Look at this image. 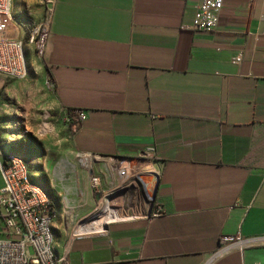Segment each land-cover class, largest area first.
<instances>
[{"label":"crops","instance_id":"1","mask_svg":"<svg viewBox=\"0 0 264 264\" xmlns=\"http://www.w3.org/2000/svg\"><path fill=\"white\" fill-rule=\"evenodd\" d=\"M199 2H55L42 58L72 149L46 170L71 264H204L223 234L264 235V0H224L211 32L192 29ZM12 5L27 29L44 25V0ZM99 158L151 159L152 210L132 212L128 194L123 217L86 230L100 204L90 176L106 186L117 170ZM214 264H264V245Z\"/></svg>","mask_w":264,"mask_h":264},{"label":"built area","instance_id":"2","mask_svg":"<svg viewBox=\"0 0 264 264\" xmlns=\"http://www.w3.org/2000/svg\"><path fill=\"white\" fill-rule=\"evenodd\" d=\"M56 0H44L46 13L44 25L27 29L26 25L18 24L9 15V0H0V75L10 79H22L19 50V36L29 33L31 43L36 53L42 57L45 53L50 35L51 14ZM224 0H200L192 29L196 31H213L219 23L220 12ZM28 45V46H29ZM241 56L233 61L239 63ZM79 120L86 118V111L75 110ZM135 166L124 160L119 173L133 175L136 173L139 181L144 184L145 166H150L153 174L159 170L148 158L136 159ZM24 161L9 159L0 153V174L3 185L0 187V210L2 219V237L0 238V264H71L67 261V252H59L57 243H52L48 234V221L57 212H51L47 201H42L35 190L23 181ZM130 175V176H131ZM124 179L128 177L123 176ZM92 190L100 197L105 193L99 175H91ZM101 198V197H100ZM99 208V207H98ZM97 208V209H98ZM162 213L161 209L153 215ZM264 245V235L243 236L223 234L219 247L209 256L204 264H214L233 252H243L245 249Z\"/></svg>","mask_w":264,"mask_h":264},{"label":"rangeland","instance_id":"3","mask_svg":"<svg viewBox=\"0 0 264 264\" xmlns=\"http://www.w3.org/2000/svg\"><path fill=\"white\" fill-rule=\"evenodd\" d=\"M14 1L16 4H20L21 0ZM12 3L13 0L9 3V14L12 12L14 17L17 18L16 20L19 19L21 21L20 24H23L24 18L15 15L16 13L13 10ZM28 35L24 34V49H27L25 50V55L28 63V74L22 79H10L0 75V151L3 155L20 157L26 164L32 181L41 187L50 200L56 203L58 200L55 198H60V196L57 193L58 191L51 186V182L54 177L58 179V175L57 171L52 175L51 171L46 170V161L48 160L51 164L58 162L62 156H65L72 149V146L67 136L68 130L66 128L65 113L56 104L51 91H49L44 72L45 66L43 58L29 45L27 41ZM99 159L103 160V164L108 163L113 165L117 162V165L114 166L117 170L114 175V180L112 179L111 182H107L106 186H104V180L101 178L103 190L106 193L100 196L99 208L93 212L96 216L90 221V224L93 220L99 219L100 217L104 218V224L117 220L120 217L119 212L121 217H123L124 214H122V211L128 208L125 207L126 202H128V194H131L130 199L132 205L130 209L132 212L140 213L143 207L145 209L150 208V198L147 197L144 186L139 181L136 173L133 175L129 173L123 175L128 177L127 179H124L119 173V168L123 167V160L117 161L113 158ZM136 163L138 162L131 160L129 165L135 166ZM48 167L50 168V165ZM149 174L153 173L146 172L143 177L147 185H149L147 178L150 177ZM117 181L119 183L115 184ZM126 185H130L131 193ZM111 187L121 188L118 190V196L113 198L118 208L116 206L114 207L112 205L113 203H106L105 206H107V209L104 212L102 211L104 209L102 207L107 199L105 195L109 193V188ZM89 188L92 189L90 183ZM152 188L148 192L149 196L153 194ZM69 198L71 199V197L66 196V199ZM68 204L75 205L77 203L73 198ZM111 210L117 211V218H109L108 213ZM90 224L87 225L86 230H102L100 227L104 226L93 227ZM55 241L57 243V250H59V246L63 247L69 240L63 238L57 239L55 234Z\"/></svg>","mask_w":264,"mask_h":264},{"label":"bare ground","instance_id":"4","mask_svg":"<svg viewBox=\"0 0 264 264\" xmlns=\"http://www.w3.org/2000/svg\"><path fill=\"white\" fill-rule=\"evenodd\" d=\"M32 29H34V28H32ZM22 34H29V33H22ZM27 41L29 44L31 43V36H28ZM24 43H25L24 39H19V48L20 49H24ZM19 59H20L21 74H22V77L24 78L28 74V63H27V58L25 55V50H19ZM0 153H2V152L0 151ZM4 157L9 158V159H17V160L23 161L18 156L4 155ZM149 170H152V169H149ZM23 181L25 182V184L28 187L35 190V192L42 199V201L48 202V207H50L51 212H56V209H55L53 203L51 202L49 197L46 195V193L41 189V187H39L35 182L32 181L25 163H24V171H23ZM113 209L115 210V208H113ZM114 210H111L110 212L108 211L109 212L108 213L109 218H115L116 215H118L116 213L117 211H114ZM55 220H56V215L50 221H48V234L51 237L52 243H56L55 232H54ZM103 222H104V218L100 217L99 219L93 220L90 225L93 227H97V226H100Z\"/></svg>","mask_w":264,"mask_h":264},{"label":"water","instance_id":"5","mask_svg":"<svg viewBox=\"0 0 264 264\" xmlns=\"http://www.w3.org/2000/svg\"><path fill=\"white\" fill-rule=\"evenodd\" d=\"M156 177L158 178L157 175H156ZM158 183H159V180L157 179V182H156V185H155V188H154L153 194L149 197L150 200H151L150 211L152 210L153 202L155 201V199H156V197H157ZM105 228H107V226H105Z\"/></svg>","mask_w":264,"mask_h":264},{"label":"trees","instance_id":"6","mask_svg":"<svg viewBox=\"0 0 264 264\" xmlns=\"http://www.w3.org/2000/svg\"><path fill=\"white\" fill-rule=\"evenodd\" d=\"M29 36V35H28Z\"/></svg>","mask_w":264,"mask_h":264}]
</instances>
